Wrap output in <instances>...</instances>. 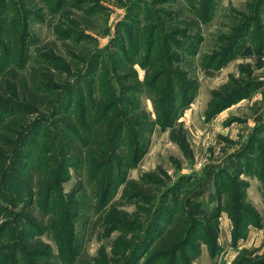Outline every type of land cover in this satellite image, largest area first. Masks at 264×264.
<instances>
[{"label":"rangeland","instance_id":"rangeland-1","mask_svg":"<svg viewBox=\"0 0 264 264\" xmlns=\"http://www.w3.org/2000/svg\"><path fill=\"white\" fill-rule=\"evenodd\" d=\"M202 3L0 0V76L12 69L25 76L27 94L42 111L36 114L37 128L32 133L28 129L31 126L23 129L19 140L23 156L11 163L10 152L0 163V244L21 242L27 247L39 242L50 252L33 261V253L27 258L22 251L18 264H125L134 252L135 258L141 255L137 254V246L149 230L144 231V226L155 206L162 204L161 193L182 176L186 178L182 187L163 202L175 217L184 211L189 228L197 227L191 233L192 244L180 252L186 262L184 259L178 264H187L188 258L189 264H264V170L256 157L264 152V128L260 126L264 124V5L260 10V0H213L210 15L204 19ZM137 5L142 12L132 14L137 17L133 24L126 22ZM160 22L167 33L172 29L182 34L189 29L194 35L188 41L175 36L167 44L161 42L157 29L153 40L141 38L142 46L137 49L129 42L130 33L139 28L148 32L150 26L157 28ZM243 26L245 31H240ZM237 34L241 38L236 39ZM123 46L127 51H118ZM95 58L99 67L92 74L94 91L115 100L111 114L120 117L123 124L131 118L141 124L123 133L118 154H123L127 164L122 171L125 181L112 189L114 194L107 202V206L118 203L119 210L132 216L133 224L127 228L134 231L108 233L95 214L94 194L86 182L85 170L77 174L70 169L66 178L55 165L57 114L48 103L58 99L66 83L72 84L74 78L79 80L91 72ZM147 81L156 85L149 87ZM130 86L135 91L127 92ZM241 88L240 97L212 116V105L218 108L228 99L219 101V97H228ZM74 89L78 92V87ZM74 98V107L66 115H77L81 127L76 109L79 102ZM21 100L7 96L0 104ZM23 116L28 120L35 117L12 109L0 114V136L11 138L4 130L9 127L22 130L26 125ZM22 166L34 175L44 167L54 173L58 170L52 181L59 186L53 191L50 202L54 205L50 206L58 209L51 220L59 224L45 216L40 228L24 224L21 211L27 202L13 173ZM144 174L151 178L146 181ZM139 180L153 189L149 194L156 195L155 206L150 207L149 198L142 201L138 196L124 195L128 183ZM77 182L85 188L79 194ZM222 183L225 185L219 187ZM239 191L243 195L239 206L250 205L254 214L246 217V227L235 230L233 203ZM73 197L78 202L75 209ZM40 204L38 207L34 202L29 208L38 218L43 216ZM49 211L51 216L53 209ZM69 213L76 215L71 248L63 247L65 236L58 233L68 226ZM213 220L217 221L216 227ZM225 222L229 224L228 232ZM20 232L28 235V240ZM163 250L168 256L172 253L171 247ZM158 264H170V259Z\"/></svg>","mask_w":264,"mask_h":264},{"label":"trees","instance_id":"trees-1","mask_svg":"<svg viewBox=\"0 0 264 264\" xmlns=\"http://www.w3.org/2000/svg\"><path fill=\"white\" fill-rule=\"evenodd\" d=\"M42 1H46L48 3V0ZM202 5H205V11L203 15L204 19H206L208 15H210V11L212 10L213 0H206V2L203 0ZM263 5L264 0H260V10L263 9ZM138 10L142 12V8L139 7V5L134 6L131 10V14L126 17V22L131 21L133 24V21L137 17L133 18L132 14H136ZM157 19L159 20L160 18ZM252 22L254 23V20H252ZM248 26L252 27L251 25ZM0 28L2 29L1 25ZM157 29H160L159 35L161 37V42L167 44H171L175 36H179L182 39L188 41L190 37L194 35V31L189 29L183 30L182 34H180L179 31H173L172 29L171 32L167 33L164 24L160 22L157 28H155L154 25L150 26L148 32L147 30L144 32L141 31V28L137 29L135 32L129 34L128 40L129 42L133 43L132 45L137 49L139 46H142L140 43L141 38L144 39V41L153 40ZM243 29L244 26L243 28H240V31H245ZM67 33L69 34V32ZM136 38H138V42ZM235 38L239 39L241 37H238L237 34ZM123 47L124 48L121 49H119V47H116V50L119 49L118 51L121 50L122 52H126L127 48L125 46ZM263 47L264 46H262V49ZM94 56L97 57L98 55ZM95 59L97 60V58ZM98 67L99 64L97 60L95 66L93 67V69H91V72H88V74H86L84 78L81 77L79 78V80L77 78H74L72 84L66 83L62 92H60V94L58 95V99L54 101L55 103H51L52 101L48 103V105H50V109L51 107H53V113L57 114V117H54L57 130L55 135V143L53 142V153H56L55 165L58 167V170H62V177L66 178L70 169L74 170V173L77 174H79L80 170H85V173L87 175H85L86 182L88 185L91 184L92 186L91 191L94 194L96 206L95 214L98 216V221L101 222V225H103L108 233L119 229L127 231L132 230L131 228H127L129 225L133 224L130 220L132 216L122 210H119L118 203H114L112 205L110 204L107 206V202L112 194H114L112 189L115 190L118 185L122 184L125 181V176L122 171L125 167L126 161L125 158H123L122 153L118 154L119 146L121 144L120 141L123 138V133L128 128L131 129L132 127H140L141 124H135L134 118H131L133 120L128 122V124H123L120 117L111 114V111L116 108L114 107V105H116L115 100H108L109 98H107L106 93L103 92H101L100 96H98V94L94 91V81L92 80V74L95 70L98 69ZM130 74H133V72H130ZM25 79V76L17 73L14 69L7 71L0 76V101L7 96H18L19 98H22V103H17L16 101L0 104V114L8 111L9 109H12L13 111H24L26 115H35V117L31 120H28V116H23L26 125L23 126L22 130L17 131L15 126L4 129L8 132V135L11 138L8 139L3 135L0 136V163H3L1 162L3 161L2 158L4 156H8L10 152H12V155H9L11 157V163L12 161H15L17 157L23 156V148L21 147V143L19 144L20 137L22 136V133H24V130H26L28 127H32L28 128L31 129L29 133H32V131L37 128L35 126L36 114L42 112L32 102V98L28 96V89L26 87L27 81ZM147 82L149 84V87H153L156 85V83L155 85H153L154 82ZM184 82L185 81H183V83ZM75 87H78V92L75 91ZM134 88L135 87L130 86L129 88H127V92L131 93L135 91ZM17 89L19 90L21 96L18 94ZM224 91L229 92L230 90L225 89ZM225 92H219V94L222 93L224 95ZM242 92L243 89L237 90L233 93L231 92L232 94L229 93L228 97L218 96L219 101H223L226 98L228 99L225 100V102L222 103L218 108L213 107L214 105H212V109L210 108L209 112H213L211 113L213 116L214 114L223 110L227 106V104L232 103L236 98L240 97L242 95ZM74 96L78 98L77 101L79 102V105L76 109L78 114L80 115L82 123L81 127L79 124V117L77 115H66L67 111H70L74 107L72 106L74 103L73 100L75 99ZM31 106H33V108ZM123 111L125 112V110ZM125 113L129 115V113ZM30 123L32 125H30ZM260 126L262 127V129L264 128V124H261ZM108 142L110 143L108 144ZM256 157L258 166L262 170H264V152L261 155H257ZM248 160H250V158ZM20 169L21 170L19 171L15 169L13 173L19 185H21L20 187L22 188L23 196L25 197L27 202L24 204L21 211L23 214L24 224L30 225L31 228H40V226H42V224L44 223V216L49 217L48 220L52 222L51 219H54L52 216L54 215V213H58V209L56 210L55 207L50 206L54 205L50 202L53 191L55 192V187L59 186V184L57 185L52 181V177L56 175L58 170H56L54 173L51 168L50 170H48L46 167H44L45 170L39 171L34 175L31 170L26 169V166H22L20 167ZM143 176L146 181L147 179L151 178L150 174H144ZM185 180L186 178L182 176L174 186H172L171 188H167L165 190V193H161L160 198L162 200V204L158 202L157 205L153 204V199L156 195L149 194L150 190H153L152 188H148L145 184H142L141 180H139V182L131 181L128 183V186L124 190L125 196L126 194L132 196L135 195L138 196L142 201H145L146 198H149L150 207L155 205L156 206L154 208L155 210L153 211V215L150 216V219L144 226V231H146L147 229L149 230H147L146 234L144 235L145 238H143L142 242L137 246V254L141 253V255L135 258L136 254H134V252L131 258H129L125 264H158V262L162 259H170V264H178L179 261L182 260L181 262H183L184 259L186 262V258L182 257L180 252L186 249L188 244H192V240L194 239V237L191 233H193L197 227L195 226L189 228V225H187L186 222L188 219L184 211L181 214H178L177 217H175V213H170L168 208L163 204V202L166 201L167 197L172 191H175L182 187V184ZM223 185L225 184L222 183L219 187H223ZM76 186L77 194L85 189L84 186H82V184L79 182H77ZM235 188H237V186H234V189ZM231 189H233V186H231ZM73 199H75V197H73ZM242 199L243 195L239 191L236 196V201L233 203L236 211V216L232 218L235 230L237 229V227H246V217H248L252 212L254 214V211L250 205L247 204L244 206H239V203L240 201H242ZM36 200L38 203L36 202ZM34 202L38 205V207L39 202H41L42 204V210L36 208L43 215L41 218H38L33 214V209H29L32 207V204ZM77 203L78 202L75 199L72 205V209H75ZM52 209L53 212L52 214L50 213L51 216H49V210ZM147 210L148 208L144 211ZM67 217L70 221L68 223V226H63L62 228L64 229V232L58 231V233L62 236H65V239L63 240L66 241L65 244L63 241V247H66L67 245L71 248L73 238L75 239V231L73 227L75 223H73V219L76 217V215L74 216V214L69 213L67 214ZM152 217H154L153 221L155 222L152 221ZM214 219L216 220V218ZM215 220H213L214 227L217 226V221ZM165 221L167 225L165 224ZM52 223L59 224V221L56 220ZM163 223L164 226H162ZM148 225H150L151 229L148 227ZM153 225L154 227L152 228ZM67 227L69 228V230ZM57 229L60 230L59 227H57ZM20 234L21 236H24L25 240H28V238L25 237L28 235L24 234L23 232H20ZM216 240L217 239L214 232V244L216 243ZM39 244V242H34L27 245V247L22 246L21 242H19V245L15 244L12 246H10L11 244L8 246L0 244V264H7L8 261H10V264H18V261L20 259L19 254L22 251L26 253L25 257L27 258L30 255L34 254V258H31L33 261L40 256L47 257L50 253L49 248H44ZM169 247H171L172 253H169L168 256V253L164 252L163 249ZM216 247L217 246L213 247L212 249H215ZM7 255H9V257L6 258ZM189 261L190 259L188 258L187 264H189ZM43 264L50 263L43 261Z\"/></svg>","mask_w":264,"mask_h":264},{"label":"crops","instance_id":"crops-1","mask_svg":"<svg viewBox=\"0 0 264 264\" xmlns=\"http://www.w3.org/2000/svg\"><path fill=\"white\" fill-rule=\"evenodd\" d=\"M225 223H226V230H225V231L228 232L229 229H230V228H229V224H228V222H225ZM226 232H225V233H226Z\"/></svg>","mask_w":264,"mask_h":264}]
</instances>
